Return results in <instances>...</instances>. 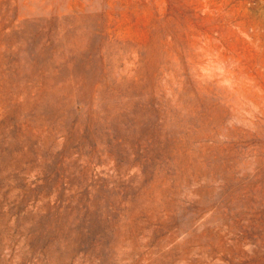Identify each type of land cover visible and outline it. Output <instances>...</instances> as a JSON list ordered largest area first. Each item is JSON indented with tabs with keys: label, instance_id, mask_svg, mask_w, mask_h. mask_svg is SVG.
<instances>
[{
	"label": "rangeland",
	"instance_id": "374dc122",
	"mask_svg": "<svg viewBox=\"0 0 264 264\" xmlns=\"http://www.w3.org/2000/svg\"><path fill=\"white\" fill-rule=\"evenodd\" d=\"M0 264H264V0H0Z\"/></svg>",
	"mask_w": 264,
	"mask_h": 264
}]
</instances>
